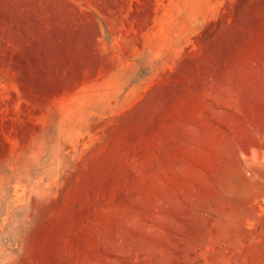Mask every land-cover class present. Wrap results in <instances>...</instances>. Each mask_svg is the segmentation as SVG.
<instances>
[{
    "label": "rangeland",
    "instance_id": "374dc122",
    "mask_svg": "<svg viewBox=\"0 0 264 264\" xmlns=\"http://www.w3.org/2000/svg\"><path fill=\"white\" fill-rule=\"evenodd\" d=\"M0 264H264V0H0Z\"/></svg>",
    "mask_w": 264,
    "mask_h": 264
}]
</instances>
